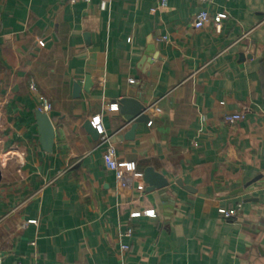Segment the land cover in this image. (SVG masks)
Instances as JSON below:
<instances>
[{
	"label": "crops",
	"instance_id": "crops-1",
	"mask_svg": "<svg viewBox=\"0 0 264 264\" xmlns=\"http://www.w3.org/2000/svg\"><path fill=\"white\" fill-rule=\"evenodd\" d=\"M102 2L0 0L4 263L264 264V0H214L212 15L228 13L221 30L195 28L198 0ZM89 74L91 90L75 96ZM125 96L162 109L134 140L110 108ZM43 97L52 151L37 119ZM96 115L121 163L170 179L166 201L144 178L119 187L84 127ZM146 209L156 215L132 216Z\"/></svg>",
	"mask_w": 264,
	"mask_h": 264
},
{
	"label": "built area",
	"instance_id": "built-area-1",
	"mask_svg": "<svg viewBox=\"0 0 264 264\" xmlns=\"http://www.w3.org/2000/svg\"><path fill=\"white\" fill-rule=\"evenodd\" d=\"M79 1H83L86 3L92 2V0H70L71 3H76ZM112 0H103L102 2V9H107L109 6V2ZM201 2L204 7L196 14V17L194 19V26L197 29H201L204 26H206L208 23L213 22L218 30H221L223 20L228 17V13L226 12H220L216 15H212L209 10V5H211L214 0H198ZM169 3V0H159V7H167ZM157 7L153 9V11H156ZM167 38V36H165ZM132 82L135 81V79H131ZM32 88H36V84L32 83ZM158 102L151 103L148 106V111H151L154 109L155 112L159 113L162 111V109L157 106ZM111 109H119L118 103H113L110 105ZM39 109H41L44 112L49 113L53 109V104L50 101L49 98L43 97L41 100V103L39 105ZM245 117L244 112H233V113H227L225 115V120L230 124H236L240 120H242ZM94 126L98 129L100 134V144L105 145V149L103 152V159L104 164L106 168L110 171H113L115 173L118 185L120 188H131L133 185V182L136 178H143V171L138 169L136 166V163L134 161H126L125 163H121L118 155V150L115 142L113 141V135L109 134L102 123L101 115H96L92 119ZM149 125L153 124V120L151 119L148 123ZM220 213H222L226 218L233 217L236 215L235 209H226L221 208ZM156 215V212L154 209H146L144 211H134L132 213V216H140V215ZM30 222H36V220H31ZM129 235H133V229L130 228L128 230ZM122 248L124 250H127L130 248V245L127 243H123ZM0 264L4 263V257L0 254ZM16 264H25L22 261H17ZM28 264H38V263H28ZM121 264H126L124 261Z\"/></svg>",
	"mask_w": 264,
	"mask_h": 264
},
{
	"label": "water",
	"instance_id": "water-1",
	"mask_svg": "<svg viewBox=\"0 0 264 264\" xmlns=\"http://www.w3.org/2000/svg\"><path fill=\"white\" fill-rule=\"evenodd\" d=\"M147 59V57H146ZM94 82L91 75H87L85 85L83 86L79 82L74 83V95L79 97L82 94L83 89L90 91ZM120 110L124 115L127 123L132 124L131 128L124 136L128 140H134L136 138V131L140 122L149 123L151 115L148 111V106L145 105L142 98L134 96H125L118 102ZM37 119L40 126L41 141L44 148L47 151H52L54 148V141L56 137L55 126L49 113L42 111L38 108ZM85 129L95 138L99 139L100 134L98 129L94 126L92 119H87L84 123ZM113 141L114 137H113ZM130 158L136 159V155H132ZM2 178V172L0 168V179ZM143 178L147 184L146 190L157 191L163 201H166L168 196L171 181L161 171L157 170L154 166H147L143 170ZM180 183V181H179Z\"/></svg>",
	"mask_w": 264,
	"mask_h": 264
}]
</instances>
